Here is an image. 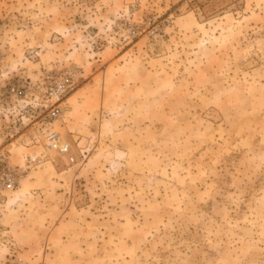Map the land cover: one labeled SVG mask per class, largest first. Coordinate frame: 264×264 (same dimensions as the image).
<instances>
[{"label":"rangeland","instance_id":"obj_1","mask_svg":"<svg viewBox=\"0 0 264 264\" xmlns=\"http://www.w3.org/2000/svg\"><path fill=\"white\" fill-rule=\"evenodd\" d=\"M0 149V264H264V0H0Z\"/></svg>","mask_w":264,"mask_h":264},{"label":"built area","instance_id":"obj_2","mask_svg":"<svg viewBox=\"0 0 264 264\" xmlns=\"http://www.w3.org/2000/svg\"><path fill=\"white\" fill-rule=\"evenodd\" d=\"M60 113V109L55 107L50 111V117L56 118ZM49 147L55 149L61 153H65L68 150V144L60 142L56 139L54 134L47 135ZM14 169L9 161V156L3 149H0V194L3 192H9L14 189L16 178Z\"/></svg>","mask_w":264,"mask_h":264}]
</instances>
